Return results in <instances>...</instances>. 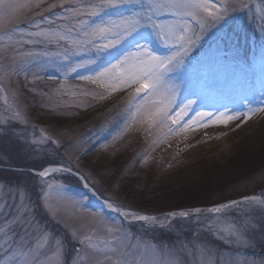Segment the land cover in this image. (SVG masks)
<instances>
[{"label":"rangeland","instance_id":"obj_1","mask_svg":"<svg viewBox=\"0 0 264 264\" xmlns=\"http://www.w3.org/2000/svg\"><path fill=\"white\" fill-rule=\"evenodd\" d=\"M61 2L44 0L37 7L32 0L31 7L17 9L0 28V120L9 121V131L0 136V168H14L0 171V205L9 206L0 214V228L7 227L5 221L15 215L16 205L23 203L30 209L35 231L17 224L11 226L9 239L23 243L25 250L31 247L36 264H57L58 260L62 264H90L94 259L104 264L103 256L89 249L87 240L83 244L81 240L92 236V245L104 247L112 240L108 227L121 228L133 243L142 238L164 248L165 254L157 255L164 261L176 258L179 264H264V232L249 231L247 243H232L215 228H208L217 219L239 224L259 205L246 199L221 208L219 213L207 211L212 205L247 195L264 199V164H257L264 157V0H243L247 7L235 12L229 8L216 28L204 32L195 46L198 51L193 64L187 71L169 74L159 94H135L138 85L112 91L109 79L103 86L81 79L108 67L114 56L105 55L87 68L68 73L67 67L58 65L70 62L74 66L94 58L74 47L22 43L29 38L21 37L20 32L38 31L30 23L33 19L44 29L55 27L49 20L65 26L74 24L71 19H56L65 15L64 9L48 10ZM96 2L68 0L65 7ZM227 3L236 4V0ZM134 11L139 9L125 4L106 9L102 18L119 23L121 17H129ZM81 19L100 23L96 17ZM176 19L164 15L159 22ZM188 19L199 32V26ZM13 27L18 31H7ZM140 35L146 39L134 33L118 51H135L137 42L148 44L159 56L174 50L165 47L151 28H142ZM28 52L33 55H24ZM169 84L178 88L176 102L167 117L150 120L149 113L159 106ZM188 100L194 103L177 124H172ZM218 116L235 118L215 123ZM14 133H22L27 142L18 140ZM44 137L58 144L42 141ZM33 141H42L34 145L35 152ZM55 165L71 171L52 172L43 178L29 173ZM19 168L25 170L16 172ZM196 193L210 195V203L197 208L176 207L185 194ZM135 198L153 205L136 208ZM106 200L135 215L156 212L159 220L132 221L110 210ZM185 211L192 215H179ZM41 232L47 234V242L39 238ZM37 243L42 245L38 250ZM112 259L114 262L116 258Z\"/></svg>","mask_w":264,"mask_h":264},{"label":"snow or ice","instance_id":"obj_2","mask_svg":"<svg viewBox=\"0 0 264 264\" xmlns=\"http://www.w3.org/2000/svg\"><path fill=\"white\" fill-rule=\"evenodd\" d=\"M43 2L44 0H35V6L39 7ZM66 4H68V0H62L59 5L55 3L50 5L48 10L51 11V9L56 7L64 9L65 15L57 16L56 19L64 21L71 19L74 21L72 26L55 24V21L49 20L48 22L54 24L55 27L44 29L41 28L40 23L33 19L30 23L38 31L20 32L21 37L27 36L29 38L21 42L55 44L66 49L74 47L78 52L85 55L90 54L94 58L83 60L73 66L70 62H67L68 57L65 54L64 60L67 63H61L58 67H67L68 73L87 68L89 65L96 63L97 60L103 59L105 55L114 56V62L110 63L108 67L103 68L94 76L81 77V79L90 80L92 83L100 82L101 86H103L105 79H109L113 85L112 91H117L121 87L138 85L134 89L135 94L143 92L159 94V90L169 74H175L180 70L187 71L188 66L193 64L196 51H198L195 46L203 38V34L208 28H216L229 14V8L235 12L247 7L243 0H236V4H229L227 0H220L219 4L215 0H97L96 3L82 4L80 7L71 5L65 7ZM125 4H132L139 11H134L129 17H121L119 23L113 20L107 22L103 20L102 17L106 15V9H119ZM31 6L32 0H25L24 3H20L19 0H0V28L12 19V14L17 9ZM164 15H170L177 19L175 22H159V17ZM84 16L99 18L100 23H92L87 19H81ZM41 18L47 19L45 17ZM188 18L199 26V32L193 29ZM142 28H151L156 38L165 47L174 50L169 55L159 56L148 44L137 42L134 45L135 51L127 53L118 51V48L134 33L140 36V39H146V37L140 35ZM7 31H18V27L10 28ZM74 33L75 35H73ZM4 34L6 35L7 32ZM24 55L32 56L33 53L28 52L24 53ZM49 78L51 79L52 77ZM177 92V86L169 84L165 94L159 100V106L155 108L154 112L149 113V119L167 117L170 106L176 102ZM193 103L194 101L192 100L184 103L176 113V117L172 119V124H177ZM199 115L208 114L200 113ZM18 116L19 114L17 113ZM234 118L233 116H227L221 119L218 116L214 122L227 123L228 120ZM190 123H195V121ZM8 125V120H0V136L9 131ZM184 127L187 129L189 125L186 124ZM14 135L18 140L27 142V138L22 133H14ZM44 139L58 144L51 137H44L42 141ZM42 141L32 142L33 152L36 151L34 145ZM58 171H71V169L46 168L40 171L38 175L43 178L47 177L49 173ZM85 186L88 187L87 184ZM48 187L51 188L52 185ZM246 199H249L252 204L259 205L258 209L256 207L252 208L251 212L248 213L247 220L235 224L217 219L209 223V230L215 228L223 239L232 243H247L245 237L249 231L259 229L264 232V199L256 197ZM105 203L110 210L119 213L125 218H130L132 221L155 223L159 220L158 217L135 215L132 211L123 209L115 201L106 200ZM7 207H9L7 203L0 205V214ZM15 207V215L10 213L12 218L5 221L7 227L0 228V240H3V243H0V250H2L0 251V264H36V257L31 247H29V250H25L23 243L18 244L15 239H9V233L12 232L11 226L19 224L25 227L26 230L32 229L33 231L37 227L33 225L30 219V209L23 203ZM223 207L227 208L231 207V205H224ZM200 211L199 209L195 210L196 214H199ZM207 211L219 213L221 208L214 207ZM179 215L189 217L192 214L185 211ZM257 216H259V219H257ZM107 232L112 235V240L110 244L106 241L104 247L92 245L91 241L94 238L92 236H87L84 240H81L82 244L87 240L89 242L88 248L103 256L104 264H179L176 258H171L167 261L158 259V254H165L164 248L149 244L143 241L142 238H136L135 243H133L129 234L122 232L119 227H108ZM14 236L15 233H13ZM39 238L43 242L48 240L47 234L43 232L40 233ZM57 243L59 244V241ZM41 246L40 243H37L35 249L38 250ZM168 254H172L171 249L168 250ZM112 257L116 258L114 262ZM57 264H62V262L58 260ZM73 264H77V262L74 261ZM90 264H102V262L94 259Z\"/></svg>","mask_w":264,"mask_h":264},{"label":"trees","instance_id":"obj_3","mask_svg":"<svg viewBox=\"0 0 264 264\" xmlns=\"http://www.w3.org/2000/svg\"><path fill=\"white\" fill-rule=\"evenodd\" d=\"M263 154H264V152H263ZM257 162H258L257 164H264V157H262V159L260 161H257ZM12 169L13 168H0V171H10V170L13 171ZM22 170H25V169L21 168L20 170H15V171L16 172H23ZM26 172H29V171H26ZM29 173H31L30 175L34 176L31 171ZM139 199H142V198H138V199L135 198L134 205H135L136 208L142 209V205H148V203L150 204L149 201L145 202L144 200H139ZM181 200L182 201L177 203L176 207H183V206L187 205L186 207L196 208V207H199V206L208 205L210 203V195L200 194V193L185 194L181 198ZM150 205L152 206L153 204H150ZM153 211L155 212V211H158V210L155 209ZM159 211H160V209H159Z\"/></svg>","mask_w":264,"mask_h":264},{"label":"water","instance_id":"obj_4","mask_svg":"<svg viewBox=\"0 0 264 264\" xmlns=\"http://www.w3.org/2000/svg\"><path fill=\"white\" fill-rule=\"evenodd\" d=\"M52 168L66 169L65 167L60 166V165L52 166ZM41 171H43V170H41ZM33 172H34V171H33ZM39 172H40V171H39ZM39 172H37V173H39ZM35 173H36V172H35ZM81 179H82V181L84 182V184L86 185V182L84 181V178H83L82 176H81ZM252 197H257V198H259L258 195H248V196L241 197V198H239V199H235V200H232V201H228V202L223 203V204L214 205V207H223V206L226 205V204H232L233 202H239V201L245 200L246 198H252ZM214 207H213V208H214ZM178 211H181V210H178ZM169 214H171V213H169ZM148 216H156V215H148Z\"/></svg>","mask_w":264,"mask_h":264},{"label":"bare ground","instance_id":"obj_5","mask_svg":"<svg viewBox=\"0 0 264 264\" xmlns=\"http://www.w3.org/2000/svg\"><path fill=\"white\" fill-rule=\"evenodd\" d=\"M226 142H227V140H226V139H224V140H223V144H225Z\"/></svg>","mask_w":264,"mask_h":264}]
</instances>
